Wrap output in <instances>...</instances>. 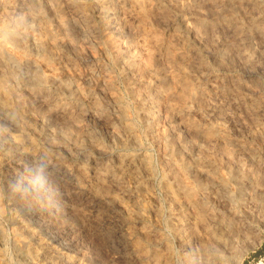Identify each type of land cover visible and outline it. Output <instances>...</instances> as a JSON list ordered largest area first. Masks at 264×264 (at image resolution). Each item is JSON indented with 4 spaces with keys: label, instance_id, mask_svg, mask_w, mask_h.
<instances>
[{
    "label": "rangeland",
    "instance_id": "1",
    "mask_svg": "<svg viewBox=\"0 0 264 264\" xmlns=\"http://www.w3.org/2000/svg\"><path fill=\"white\" fill-rule=\"evenodd\" d=\"M18 12L0 264H264V0H0V28Z\"/></svg>",
    "mask_w": 264,
    "mask_h": 264
},
{
    "label": "bare ground",
    "instance_id": "2",
    "mask_svg": "<svg viewBox=\"0 0 264 264\" xmlns=\"http://www.w3.org/2000/svg\"><path fill=\"white\" fill-rule=\"evenodd\" d=\"M2 28L6 32V38L5 39H0V44H2V45L6 44V42L8 41V39L11 40L14 37H18V36H22L23 37L24 35H26V33L24 31H22V30H15L13 32V31H10V29H8L6 26H3ZM2 34L3 33H1V35ZM38 41L40 42V40H38ZM47 77H49L47 74H45V73H39V74L36 75L34 82L37 83V84H42L43 82H45V80L47 79ZM6 95L5 94L2 95L0 93V105L4 109H6V110H10L11 107H12V105H11V102H10L8 96H6Z\"/></svg>",
    "mask_w": 264,
    "mask_h": 264
},
{
    "label": "clouds",
    "instance_id": "3",
    "mask_svg": "<svg viewBox=\"0 0 264 264\" xmlns=\"http://www.w3.org/2000/svg\"><path fill=\"white\" fill-rule=\"evenodd\" d=\"M28 16V12H18L12 20V23L15 25V29H20L26 32L27 28L34 27V24L29 23ZM0 33H3L2 35H0V39H5L6 32L3 28H0ZM37 182H39V178H37Z\"/></svg>",
    "mask_w": 264,
    "mask_h": 264
}]
</instances>
